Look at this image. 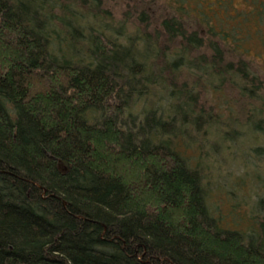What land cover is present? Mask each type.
I'll return each instance as SVG.
<instances>
[{
  "label": "trees",
  "instance_id": "1",
  "mask_svg": "<svg viewBox=\"0 0 264 264\" xmlns=\"http://www.w3.org/2000/svg\"><path fill=\"white\" fill-rule=\"evenodd\" d=\"M263 58L264 0H0V264H264L186 157L264 140Z\"/></svg>",
  "mask_w": 264,
  "mask_h": 264
},
{
  "label": "rangeland",
  "instance_id": "2",
  "mask_svg": "<svg viewBox=\"0 0 264 264\" xmlns=\"http://www.w3.org/2000/svg\"><path fill=\"white\" fill-rule=\"evenodd\" d=\"M252 45L250 44V48ZM253 48L252 52L255 53V46ZM262 60L264 61V58ZM255 64L259 70L264 69L263 64ZM201 103L223 115V120L231 115L227 108L223 107L222 100L219 101L213 94L203 92ZM237 112L233 113L234 117L239 115ZM241 125L240 123L242 133L239 135L233 134V128L236 129V126H232V129L227 128V133L221 132L218 138H213L214 141L206 144L203 150H207L210 156L199 157L197 146L190 148L191 151L186 156L191 167H200L201 175L207 181V203L220 215L222 223L228 225L227 228L233 226L232 219L239 220L259 196H264V150L258 152L253 149L264 147V144H257L264 140L257 139L259 132L256 126L248 129ZM260 134L264 138V134ZM253 140L256 141L255 145L251 143Z\"/></svg>",
  "mask_w": 264,
  "mask_h": 264
}]
</instances>
